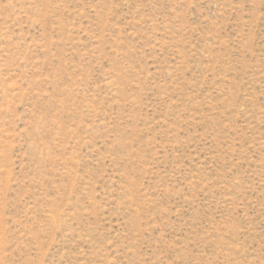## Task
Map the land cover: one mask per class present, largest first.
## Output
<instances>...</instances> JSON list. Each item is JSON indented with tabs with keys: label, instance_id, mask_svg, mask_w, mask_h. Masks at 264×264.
I'll return each mask as SVG.
<instances>
[{
	"label": "rangeland",
	"instance_id": "rangeland-1",
	"mask_svg": "<svg viewBox=\"0 0 264 264\" xmlns=\"http://www.w3.org/2000/svg\"><path fill=\"white\" fill-rule=\"evenodd\" d=\"M0 264H264V0H0Z\"/></svg>",
	"mask_w": 264,
	"mask_h": 264
}]
</instances>
